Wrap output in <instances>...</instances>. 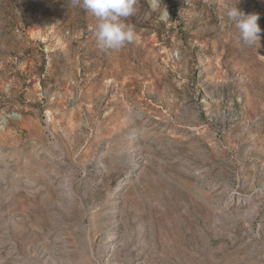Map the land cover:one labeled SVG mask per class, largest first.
<instances>
[{"label": "rangeland", "instance_id": "374dc122", "mask_svg": "<svg viewBox=\"0 0 264 264\" xmlns=\"http://www.w3.org/2000/svg\"><path fill=\"white\" fill-rule=\"evenodd\" d=\"M149 5L0 0V264H264V0Z\"/></svg>", "mask_w": 264, "mask_h": 264}, {"label": "clouds", "instance_id": "9594fccd", "mask_svg": "<svg viewBox=\"0 0 264 264\" xmlns=\"http://www.w3.org/2000/svg\"><path fill=\"white\" fill-rule=\"evenodd\" d=\"M98 21L95 30L96 44L101 51L119 50L136 38L134 26L125 20L136 12V0H76ZM162 0H150V8L157 11ZM169 13L161 11L160 19L166 20ZM229 21L240 30L242 39L249 47L260 42L259 14H246L238 4L227 11Z\"/></svg>", "mask_w": 264, "mask_h": 264}]
</instances>
